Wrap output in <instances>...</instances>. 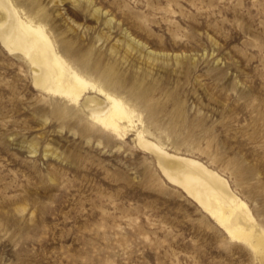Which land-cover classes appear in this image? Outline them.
<instances>
[{
    "label": "rangeland",
    "instance_id": "obj_1",
    "mask_svg": "<svg viewBox=\"0 0 264 264\" xmlns=\"http://www.w3.org/2000/svg\"><path fill=\"white\" fill-rule=\"evenodd\" d=\"M14 2L135 109L145 139L222 176L264 230V0ZM0 264L264 261L165 178L135 132L117 139L36 89L0 43Z\"/></svg>",
    "mask_w": 264,
    "mask_h": 264
},
{
    "label": "bare ground",
    "instance_id": "obj_2",
    "mask_svg": "<svg viewBox=\"0 0 264 264\" xmlns=\"http://www.w3.org/2000/svg\"><path fill=\"white\" fill-rule=\"evenodd\" d=\"M14 1L0 0V43L28 63L33 86L52 98H59L66 106L82 107L93 124L117 139L135 132L139 147L155 155L165 178L181 187L230 240L244 244L264 261V230L228 182L199 161L169 154L145 139L136 130L139 115L135 109L93 80L85 70L67 61L55 37L36 17L39 14L33 9L19 8ZM101 78L113 87L118 84L108 73Z\"/></svg>",
    "mask_w": 264,
    "mask_h": 264
}]
</instances>
